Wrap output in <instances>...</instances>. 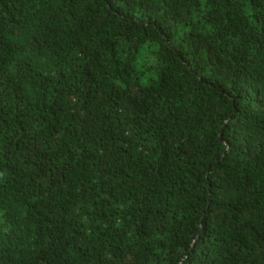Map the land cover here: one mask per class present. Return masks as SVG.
Masks as SVG:
<instances>
[{"label":"trees","instance_id":"16d2710c","mask_svg":"<svg viewBox=\"0 0 264 264\" xmlns=\"http://www.w3.org/2000/svg\"><path fill=\"white\" fill-rule=\"evenodd\" d=\"M0 264H264V0H0Z\"/></svg>","mask_w":264,"mask_h":264}]
</instances>
